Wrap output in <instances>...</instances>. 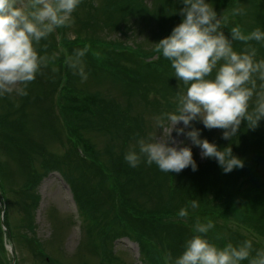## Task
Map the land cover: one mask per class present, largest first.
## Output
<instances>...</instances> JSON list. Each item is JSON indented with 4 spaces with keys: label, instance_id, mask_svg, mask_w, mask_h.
Masks as SVG:
<instances>
[{
    "label": "trees",
    "instance_id": "1",
    "mask_svg": "<svg viewBox=\"0 0 264 264\" xmlns=\"http://www.w3.org/2000/svg\"><path fill=\"white\" fill-rule=\"evenodd\" d=\"M227 1L210 0L218 12L219 7H223L221 12L217 13L226 18L223 26L226 36L229 35L232 27H238L241 32L246 31L242 32L243 34L255 28L264 30V0H231L232 5ZM157 2L161 6L154 14H159L164 20L162 22H165L160 23L163 31L157 36L159 38L160 35L165 37L170 34L171 30L167 32L168 19H172L175 15L176 18H181L175 9L177 6L182 7V4L178 3V0H157ZM98 5L97 8L95 7L93 18H96V14L100 12L103 16L101 21L105 26L113 28H119L121 20L128 14L136 12L142 15L148 10L142 0H101ZM238 6H242L243 9L240 8L242 9L240 13L233 14V9H238ZM249 15L252 22L245 30L241 18L243 16L248 19ZM229 17H232L233 22L238 25L229 22ZM79 18L73 20L76 22L74 26L77 25L75 31L78 33L80 30H88ZM92 25L96 28L95 25L100 26V23ZM64 28L65 26H62L56 30L60 32ZM61 34L59 42L69 46L70 53L66 55L60 51V54H55L53 50L55 51L57 42L50 33L51 42L49 46L45 44L50 51L42 50L41 45L38 47L40 50L38 54L46 57V63L35 79L27 85V88L37 89L38 93L30 97L28 94L21 96L19 103L12 109L7 103L8 114L4 119H0L4 121L0 126V142L11 150L9 158L16 167V177L20 178L17 187L11 190L10 200L8 184L11 177L5 174L0 163V199L5 203L3 218L9 238H13L10 208L18 205L24 214L26 226L32 230L33 213L39 199L36 189L40 180L47 171L58 168L71 154L76 158L77 165L73 166L70 161L61 166H65L64 169L71 175L72 173L78 175L76 170L79 171L78 177H72L75 183V202L86 232L97 237L98 243L95 241L91 243L93 250L88 249L92 255L97 256L100 264H113L115 260L112 250L113 239L115 236L129 234L135 236L140 247L146 246L149 261L146 264H156L159 257L153 251L155 244L152 239L159 242V253L165 252V255L176 257L183 251L185 241L195 234L192 225L197 218L202 223L209 220L213 222V228L206 233V237L218 247H224L229 243L239 246L245 240L251 241L249 258L240 262V264H249V260L256 256L257 250H264V119H261L255 128H249L242 120L236 134L229 139H223L221 134L218 135L211 129L200 128L197 121H194L196 123L192 126L199 128L204 138L216 143L220 148L230 146L232 153L243 160V167L234 168L228 173L221 170L214 158H206L198 162L196 171L187 170L183 174L181 171L162 172L155 164L148 165L143 161L132 168L124 160V148L120 153H117L118 150L113 153L112 146L107 147L106 152H111L114 156L110 154L106 159L107 163L100 161L91 141L84 135L86 129L91 126L93 127L90 129L94 126L98 130L105 128V131L111 135H118L121 144L123 140L126 141L125 131L133 129L135 125L133 117L126 115L130 104H126L125 111L117 112L113 109L115 106L113 101L107 100L98 93L83 94L82 90L74 85L75 78L69 58L75 59L76 53L81 50L84 51L81 57H89L87 43L96 40H89L87 36L79 34L69 39L67 35ZM232 47L237 52L255 48L254 59L264 60V42L233 40ZM108 57H104L102 63L113 61L115 66L122 68L123 73L127 75L118 77L126 80L131 90L139 91V98L144 104L159 107L167 101L173 110L176 108L178 93H183L185 86L182 83L178 84L176 77L173 76L174 71L170 62L166 58L159 55L154 62L155 65L146 64L145 68L136 65L127 68L119 62L118 55L112 56V61L111 56ZM127 60L133 61L131 56ZM92 65L93 62L85 60V72L90 70ZM124 69L127 71L124 72ZM101 70L106 73L103 68ZM63 74L66 75L65 78ZM253 79L257 89L253 94L255 98L248 102L250 113L254 111L259 101L257 91L261 94L260 98L264 95V81H261L257 74H253ZM150 93H154L151 101L148 98ZM42 102L41 107L35 110V119L39 124L36 130L39 135L34 138L27 126L29 114L26 107L30 105L34 109V103ZM53 105H56L61 113L63 132L66 133L67 142L70 144L69 152L63 156L46 150L44 144L50 136L53 139L58 137L57 115L52 113ZM129 119L131 120L128 121ZM85 127L87 128L84 130ZM77 144H81L83 148L84 159L76 155ZM87 174L97 179L92 184H87L86 180H89ZM12 181L17 183L16 180ZM162 188L164 192L161 191ZM165 198L167 200H164ZM138 199L151 204V209L140 207ZM193 200L198 205L194 209L191 208ZM181 208L187 209V217L178 216ZM23 238L26 240V235ZM108 239L111 242L110 248H107L105 243ZM26 241L30 244L34 255L41 257L36 264H61L58 259L45 253L36 239L29 238ZM3 243L4 236L0 226V264H8Z\"/></svg>",
    "mask_w": 264,
    "mask_h": 264
},
{
    "label": "clouds",
    "instance_id": "2",
    "mask_svg": "<svg viewBox=\"0 0 264 264\" xmlns=\"http://www.w3.org/2000/svg\"><path fill=\"white\" fill-rule=\"evenodd\" d=\"M80 2L0 0V97L27 94L28 83L46 63L36 45L55 29L70 24ZM178 3L182 7L175 12L181 16L180 22L155 43V48L170 62L173 76L185 89L178 93L176 110L157 118V126L166 127L167 133L150 140L138 138L135 146L125 152L124 160L132 168L143 161L166 173H179L185 168L196 171L192 147H198L202 159L214 158L221 170L228 173L243 167V160L232 153L230 146L220 148L203 138L192 122L200 121L205 129H222V138L229 139L242 120L249 128H255L264 119V97L253 112L248 111L255 88L253 74L264 81V60L254 59L255 48L237 52L232 47L233 40L264 42V31L255 28L243 34L238 27H232L226 36L223 31L226 19L217 13L210 0H178ZM240 11L233 9V14ZM83 55V50L78 51L75 59L69 58V64L85 79L87 74L79 61ZM180 136L189 140L190 146L176 139ZM197 206L193 200L191 208ZM178 216L187 217V209H179ZM212 228L211 220L202 223L197 218L192 225L195 234L185 241L183 251L174 258L166 255L164 264H240L249 258L251 241L218 247L206 237ZM249 264H264V250H257Z\"/></svg>",
    "mask_w": 264,
    "mask_h": 264
},
{
    "label": "rangeland",
    "instance_id": "3",
    "mask_svg": "<svg viewBox=\"0 0 264 264\" xmlns=\"http://www.w3.org/2000/svg\"><path fill=\"white\" fill-rule=\"evenodd\" d=\"M101 0H81L78 7L72 13V22L65 26L64 29L60 31L59 34L67 35L69 39H72L74 36H87L89 40L87 46L89 47L88 52L90 53L89 57H80L79 61L83 64L85 60H89L93 62V65L90 70L86 72V78L82 79L78 74L75 68H71L74 78H75V86L80 88L83 94H94L98 93L99 95L105 97L107 100H111L114 102L115 106L113 109L117 112L125 111L126 104L129 105V110L126 111V115L133 117V121L135 125H133V129H127L125 131L126 141L123 140L120 144L121 139H118L117 136H113L110 133L105 131V128L102 130H98L95 126L93 129H86L85 136L91 141L94 146L95 152H97L98 159L107 163V157L114 156L111 152L107 153L106 148L112 146V152L120 153L123 148L126 152L130 146H135L136 140L138 138H145L146 140H150L154 136H161L167 133V128H161L157 126V118L162 116L163 114L174 112L176 108L173 110L167 101L159 107H154L152 104L143 103L144 101L139 98L138 90H131L128 86L126 80L119 78L118 76H126V73H121L122 69L118 66L116 67L113 62H108L105 66L106 73L102 71V63L101 60L104 53H110L111 60L113 52L119 54V62L121 64L126 65L125 67L129 68L132 66L140 65L142 68H145L144 57H142L138 51L144 56H150L155 58V43L157 42V36L161 33V24L165 23L159 17V14H154V12L159 9L161 4L157 2V0H142L146 3L148 10L147 13H143L140 15L139 13L132 12L128 14V16L118 22L120 24L119 28L116 27H107L101 21L103 16H101L100 12L96 14V18H93L95 7L99 6ZM23 3V0H20ZM230 5H232L231 0L227 1ZM212 4V3H211ZM264 5V4H263ZM214 7V5H212ZM232 7V6H231ZM215 8V7H214ZM242 8V6H238V9ZM179 9V6L176 7ZM218 12V9L215 8ZM223 9L219 7V12ZM243 9V8H242ZM241 9V10H242ZM218 12V13H219ZM177 14V13H176ZM227 14V13H225ZM80 17L79 20L82 22V25L88 30H80L79 33L75 31L76 27L74 26L76 23L74 18ZM220 15V14H219ZM95 17V16H94ZM241 18V17H240ZM168 19V18H167ZM226 19V18H225ZM242 24L243 28L246 30L252 22L250 15L248 19L242 16ZM181 18H176L172 16V19H168L166 24H169V28H173L176 24L180 22ZM229 22L234 23L232 17H229ZM100 23V26L93 27L92 24ZM111 24V23H109ZM235 26L238 23H234ZM75 27V28H74ZM264 31V30H263ZM54 37L58 40L56 36L55 30ZM246 32V31H242ZM66 33V34H65ZM79 34V35H78ZM103 42L100 44L99 42ZM51 42L50 36L42 39L39 44L36 45V50L39 53L38 47L41 45L42 50H48L46 46H49ZM46 44V46H45ZM59 47V46H58ZM40 48V49H41ZM60 48L63 49V54H69L70 50H68L67 46ZM57 49V46H56ZM41 50V52H42ZM138 50V51H137ZM50 51V50H48ZM55 53V51L53 50ZM46 53V51H45ZM43 54V53H42ZM60 54V53H58ZM132 55L134 57V61L130 62L128 59L129 56ZM73 56V55H72ZM95 62V63H94ZM56 66V64H54ZM127 71L124 69V72ZM95 72V73H94ZM129 72V71H128ZM64 78L66 75H64ZM258 88L260 86L258 85ZM255 89L253 90V94L255 93ZM28 96L30 97L32 94L38 93V90L33 87H28L26 89ZM154 94V93H153ZM152 93L148 97L151 101L153 99ZM259 100L261 94L257 91ZM264 97V95H263ZM21 96L16 95L15 93L6 94L3 97H0V119H4V117L8 114L6 107L7 103H9L11 109L16 106L20 101ZM254 95L250 98L253 100ZM131 103H130V102ZM163 103V101H161ZM42 103H34L33 108L28 105L26 107V111L29 114L27 119V126L31 135L34 138H37L39 132L36 130L38 122L35 119L36 111L38 110ZM53 111L56 114H60L59 109L56 105H53ZM10 115L8 116V118ZM129 119L128 121H130ZM4 122L0 120L1 123ZM196 122H192V125ZM198 126L200 128H204L203 124L200 121H197ZM39 125V124H38ZM129 125V124H127ZM178 127L181 125H177ZM46 129V128H45ZM216 134L220 135L223 131L222 129L213 128L211 129ZM47 131V130H46ZM135 132H139L136 135H132ZM48 133V132H47ZM49 134V133H48ZM131 135V136H130ZM172 135L175 136V131L173 130ZM3 136H6L3 134ZM50 136V134H49ZM129 136V137H128ZM202 136V133H201ZM59 138H52L45 140L44 144L46 150H50L51 153L55 155H60L65 150L64 147L60 145V140L65 141V135ZM204 138V136H202ZM177 140H184L186 144L190 146V141L185 137L180 136L176 138ZM79 150H82V146L78 145ZM199 148L192 147L193 158L197 162H201L206 158H201L199 155ZM11 154V150L1 144L0 142V163L2 169L5 171V174L11 177L10 183L8 184V197L11 200L13 188L17 187V184L20 182V178L16 177V167L9 155ZM188 171H191L190 168H185L181 170V174ZM62 175L61 178L60 174ZM58 172L50 171L47 173L43 179L40 181L37 187L38 194V202L34 209L33 219L31 223L32 230H30L26 226V222L23 219L24 214L20 211V207L15 205L14 208H10V225L13 232V238L7 241L6 244V257L7 261L9 259V263L11 262L10 248L14 249V254L16 256V261L18 264H36L40 261V256H35L30 244L26 241L29 238L36 239L40 246L45 250V253L53 256L58 259L57 261L61 262V264H100L97 260V256L92 255L88 248L93 250L91 243L97 241V237L94 234H90L86 232L83 225L81 224V218L77 212V206L75 204L72 192L68 187L67 183L72 185L73 180L72 177L76 176V173H72V177L63 169H59ZM16 180V184L14 181ZM67 182V183H66ZM86 183L89 184V180H86ZM163 188H162V190ZM164 200H167L166 198ZM140 207H144L145 209H151L152 205L146 202H143L141 199L137 200ZM1 206V199H0ZM26 235V240L23 236ZM132 234L122 237H116L112 241V247L114 252L115 260L113 264H146L148 263L147 252L144 247H142L141 254L139 250V246L137 244L136 238ZM118 238V239H117ZM152 242L155 244L154 253H157L159 260H157L156 264H164L165 253L160 251L159 242L156 239H152ZM107 244V248H110L109 245L111 242L109 239L105 242ZM148 249V248H147ZM93 252V251H92ZM142 255V256H141ZM174 258V257H173Z\"/></svg>",
    "mask_w": 264,
    "mask_h": 264
}]
</instances>
